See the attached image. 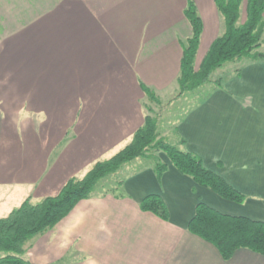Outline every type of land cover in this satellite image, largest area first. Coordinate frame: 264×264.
<instances>
[{"label": "crops", "instance_id": "0c3cea01", "mask_svg": "<svg viewBox=\"0 0 264 264\" xmlns=\"http://www.w3.org/2000/svg\"><path fill=\"white\" fill-rule=\"evenodd\" d=\"M193 1L202 20L199 62L223 23L214 0ZM186 2L0 0V217L25 198L56 194L129 143L146 115L142 84L159 100L176 92L179 40L192 33ZM220 77L184 111L174 137L243 193L242 202L197 184L159 152L167 164L160 176L152 163L133 164L122 192L80 199L26 243L23 257L34 264H264V254L247 248L224 259L187 229L198 201L264 221V61L244 58ZM150 194L161 197L167 219L141 208Z\"/></svg>", "mask_w": 264, "mask_h": 264}, {"label": "trees", "instance_id": "16d2710c", "mask_svg": "<svg viewBox=\"0 0 264 264\" xmlns=\"http://www.w3.org/2000/svg\"><path fill=\"white\" fill-rule=\"evenodd\" d=\"M214 3L222 17L223 27L197 68L194 67V57L202 32V20L193 0H187L184 7L183 13L191 25L192 33L179 40L182 54L175 78L178 94L210 81L211 74L226 62L244 58L264 61V52L258 50L264 31V0H246V18L243 22H238L242 0H214ZM221 80L218 76L214 84L220 85ZM142 89L148 98L157 97L149 86L142 84ZM178 142L181 145L184 139L180 138ZM151 149L164 152L172 166L190 176L197 184L223 198L236 202L244 200L243 193L222 176L206 168L196 153L157 138L156 120L146 114L143 124L134 132L129 143L112 156L96 161L81 178H68L56 194L36 203L25 198L7 215L0 217V264H34L23 257L26 243L33 236L55 226L80 199L93 193L100 179L114 173L133 158L149 156ZM166 167L165 162L153 155V168L158 176ZM140 206L167 219V208L158 195H147ZM187 229L212 243L224 259L230 258L238 248L264 254V221L222 213L203 201L197 202Z\"/></svg>", "mask_w": 264, "mask_h": 264}, {"label": "rangeland", "instance_id": "374dc122", "mask_svg": "<svg viewBox=\"0 0 264 264\" xmlns=\"http://www.w3.org/2000/svg\"><path fill=\"white\" fill-rule=\"evenodd\" d=\"M241 18H243L241 20ZM246 18V3L240 7V15L238 22H243ZM263 40V42H262ZM261 46L258 48L260 51H264V31L261 39ZM200 48V47H199ZM203 52L202 56L204 55ZM201 56V57H202ZM201 60L195 61V67H199ZM237 61L226 62L222 67L216 69L210 76V81L205 82L199 89L194 91H184L178 94V89L174 94H171L170 97H165L163 100L155 97L153 99L148 98V103L145 105L146 114L151 115L156 120V131L157 138H161L169 143H172L179 147V140L175 139L174 129L178 120L183 116L184 111L197 99L200 95L213 86L214 79L218 76H223L225 73H228L231 69L236 66ZM162 151L150 150L149 156L146 157H136L125 163H123L114 173L109 174L108 176L100 179L93 188V192L100 193L105 191H115L116 193L122 192L121 179L127 171L132 170V166L135 163H152L153 164V155H156L158 158V153ZM161 159V158H160ZM79 178V177H77ZM81 178V177H80Z\"/></svg>", "mask_w": 264, "mask_h": 264}]
</instances>
